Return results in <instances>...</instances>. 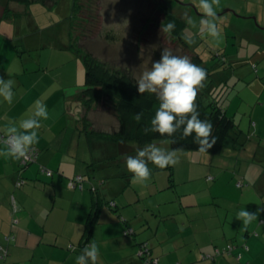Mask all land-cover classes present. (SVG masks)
I'll list each match as a JSON object with an SVG mask.
<instances>
[{"label": "crops", "instance_id": "obj_1", "mask_svg": "<svg viewBox=\"0 0 264 264\" xmlns=\"http://www.w3.org/2000/svg\"><path fill=\"white\" fill-rule=\"evenodd\" d=\"M7 2L0 0V77L12 79L19 92L12 104L0 99V128L6 133L7 125L24 118L37 99L47 104L49 118L38 130L35 162L21 170L20 160L0 156V246L6 251L5 263L75 264L94 239L100 249L98 264H264V212L247 228L236 219L242 208H264L263 110L259 116L250 112L247 136L241 128L232 133L216 157L202 155L194 162L190 155V165L172 171L168 180L152 174L144 188L134 187L124 197L118 188L128 173L105 167L118 148L131 149L130 142L105 147L110 139L89 134L84 122L80 95L85 68L69 19L74 1L66 5L62 30L48 34L59 24L39 22V10L48 6L52 11L62 0L50 5L10 2L17 15L3 18ZM35 3L42 5L32 6ZM34 10L39 11L36 16ZM257 57L259 61L264 54ZM247 75L239 77L245 82ZM262 77L264 73L255 80L264 88ZM90 121L92 128L108 130ZM42 166L53 175L42 173ZM77 175L83 180L74 187ZM163 191L171 196H163ZM98 204L97 222L88 235L87 223ZM143 242L150 262L142 256ZM228 244L231 250H226Z\"/></svg>", "mask_w": 264, "mask_h": 264}, {"label": "rangeland", "instance_id": "obj_2", "mask_svg": "<svg viewBox=\"0 0 264 264\" xmlns=\"http://www.w3.org/2000/svg\"><path fill=\"white\" fill-rule=\"evenodd\" d=\"M68 1L73 3L74 0H62L53 7L52 11L46 9L48 6L44 10L42 8L39 10V22L46 25L54 22L59 24L56 28L48 29L47 34L54 29L55 32H60L64 27L68 14V6H66ZM81 2L84 8L76 10L73 17L69 12L72 36L77 40L78 47L85 52H91L97 60L106 63L110 70L128 73L138 80L142 72L150 68L151 63L161 59L164 48L172 50L174 54L188 56L193 63H195L193 55L196 53L202 57L204 65L213 72L211 76L207 75L203 86L198 90V96L205 103L211 100L208 98H218L221 94V103L227 114L236 119V123H239L238 128L242 130L240 133L246 136L250 124L248 114L252 112L259 116L262 110L264 113V88L258 87V80H255L257 76H263L264 73V57L259 61L255 58L264 54V25H262L264 24V0H219L216 6L222 30V39L219 42L209 37L206 32L198 33L202 13L197 7L196 10L179 3L189 2L195 5L198 0H101L100 3L98 0H81ZM39 5L42 4L35 3L32 6L39 7ZM37 11L34 10V16ZM170 14L182 18L184 26L181 37L185 43V37L195 39L194 44L186 43L185 45L179 37L161 31L162 22H166ZM185 16H190L197 27L187 24ZM17 48L20 53H23L22 46L18 45ZM258 71L260 73H257ZM246 73L249 75L244 82L239 76ZM246 81L251 82L246 84ZM260 81L263 82V86L264 77ZM256 104L258 105L255 106ZM116 111L114 104L101 102L96 110L90 111L88 116L94 119L98 128L102 125L108 130H113V127L118 125ZM245 111L248 113H244ZM258 119L260 120V117H257ZM151 143L173 150L167 138L155 139ZM104 144L105 147L107 145L116 147V144L112 142L108 144L104 142ZM127 144L132 148H118L115 159H110L111 163H106L108 166L105 167L128 173V176L122 178L123 185L118 188L119 194L124 197L136 187L144 188V184L149 181L134 183L132 173L127 170L125 164L127 156H134L136 150L145 145L140 147L139 144L132 142ZM175 151L177 162L163 169L149 164L152 174L156 173L157 176L162 174L168 180L172 171H178L180 167L190 165V155H193L194 162L200 160L202 155L216 157L215 154L201 151ZM102 162L98 163L96 169ZM195 167H200L199 171H202L201 166L195 165ZM128 179H130V185ZM196 182L192 183L195 185ZM162 193L163 196H171L169 194L171 192L163 191Z\"/></svg>", "mask_w": 264, "mask_h": 264}, {"label": "clouds", "instance_id": "obj_3", "mask_svg": "<svg viewBox=\"0 0 264 264\" xmlns=\"http://www.w3.org/2000/svg\"><path fill=\"white\" fill-rule=\"evenodd\" d=\"M219 0H198L195 6L202 13L199 20L198 33L207 35L216 42L222 39V30L216 6ZM187 24L197 27L196 22L185 16ZM176 28L174 21L165 24L162 22L161 31L171 34ZM187 44L192 45L195 39L185 37ZM206 70L193 63L186 55L174 54L172 50L164 48L161 59L145 70L136 81L140 94H155L159 101V107L151 119L150 127L144 128V133H159L161 136H173L182 130V136L188 138L194 136V142L199 145L198 150L208 152L216 143L212 135L213 123L209 119H200L196 103L198 90L206 80ZM15 82L12 79L0 77V99L12 104L18 95ZM49 118V109L46 103L37 99L32 108L28 109L18 122L7 125L6 133L0 137V156H7L14 160L26 159L29 152L40 142L39 129L42 121ZM141 119V114L136 115V120ZM176 151L157 146L155 143L146 144L136 150L134 156L125 158L127 170L132 173V180L146 182L150 179L152 171L149 164L158 168H166L176 163ZM264 212L259 208L257 212H251L247 208L240 209L236 219L242 221L247 228L258 215ZM100 249L93 239L82 252L76 256L75 264H98Z\"/></svg>", "mask_w": 264, "mask_h": 264}, {"label": "trees", "instance_id": "obj_4", "mask_svg": "<svg viewBox=\"0 0 264 264\" xmlns=\"http://www.w3.org/2000/svg\"><path fill=\"white\" fill-rule=\"evenodd\" d=\"M36 1H40L43 4L50 5L52 0H8L2 8L3 18H11L17 15L13 12L9 5L10 2H15L24 5H30ZM101 0H98L100 3ZM84 8L81 0H74L73 10H79ZM174 21L176 24L175 30L172 34L175 37H181V31L184 26L182 18L175 14H170L168 20ZM183 41V39H182ZM184 42V41H183ZM185 45H187L184 42ZM80 53L84 68H85V81L84 88L81 92L80 98L85 111L84 122L89 134H97L101 136H107L110 142L117 143L119 141L137 142L141 145H146L153 142L155 139L167 138L169 139V145L174 150H192L199 151V145L194 142V136L184 138L182 136V130L177 131L173 136L167 135L161 136L159 133L149 132L144 133L146 126L150 127L151 119L155 115L156 109L159 107V101L155 94H140L138 92V85L136 79L125 72L112 71L109 69L106 63L97 60V58L89 51H84L80 47H77ZM194 62L203 67L207 75L211 76L212 71L204 65L202 57L198 54L193 55ZM221 94L218 98L211 97L209 102L205 103L198 95L196 103L198 105V111L201 113L200 119H209L213 123L212 135L216 138V143L206 153L220 154L229 137L232 133L239 130L238 125L233 117L229 116L221 103ZM101 102H110L115 105L116 118L118 125L116 129L108 131H98L92 128V123L88 116L90 111L96 110L97 105ZM141 114V119L136 120V115ZM92 128V131H90ZM238 133V132H237ZM110 203V202H109ZM115 207V205H113ZM98 207L93 211L92 217L89 218L87 223L86 233L90 235L93 226L97 222ZM145 258V255H142Z\"/></svg>", "mask_w": 264, "mask_h": 264}, {"label": "built area", "instance_id": "obj_5", "mask_svg": "<svg viewBox=\"0 0 264 264\" xmlns=\"http://www.w3.org/2000/svg\"><path fill=\"white\" fill-rule=\"evenodd\" d=\"M4 132L2 131V129L0 128V137L4 136ZM38 156V149L34 146L33 149L29 152L28 156L26 159H21L20 160V165H21V170L25 169L30 163L35 162ZM40 171L42 173H44L47 176H51L53 175V170L49 169L47 167L42 166L40 168ZM83 180V177L81 175H77L74 180L72 181L73 186L75 187L78 183H81V181ZM23 180H19L18 185H20L22 183ZM111 205H114V202H111ZM233 248L232 244H228L226 246V250H231ZM141 253H143L142 255H146L147 256V262H150V259L148 257L149 249L147 244H142V248H141ZM0 257L1 260L3 261V263L1 264H6L5 263V258H6V251L2 248V246H0ZM208 257V256H205Z\"/></svg>", "mask_w": 264, "mask_h": 264}, {"label": "water", "instance_id": "obj_6", "mask_svg": "<svg viewBox=\"0 0 264 264\" xmlns=\"http://www.w3.org/2000/svg\"><path fill=\"white\" fill-rule=\"evenodd\" d=\"M180 4H182V5H186V6H191V7H193L194 9H196L197 10V8H196V6L193 4V3H189V2H179ZM227 10H229V9H227ZM142 244H147L146 242H143ZM141 244V245H142ZM149 249V248H148Z\"/></svg>", "mask_w": 264, "mask_h": 264}]
</instances>
